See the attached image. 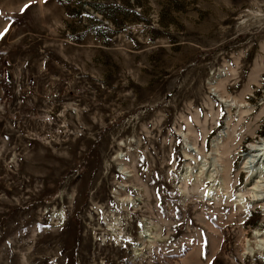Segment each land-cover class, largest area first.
I'll return each mask as SVG.
<instances>
[{
  "label": "rangeland",
  "instance_id": "obj_1",
  "mask_svg": "<svg viewBox=\"0 0 264 264\" xmlns=\"http://www.w3.org/2000/svg\"><path fill=\"white\" fill-rule=\"evenodd\" d=\"M263 137L264 0H0V264H264Z\"/></svg>",
  "mask_w": 264,
  "mask_h": 264
},
{
  "label": "bare ground",
  "instance_id": "obj_2",
  "mask_svg": "<svg viewBox=\"0 0 264 264\" xmlns=\"http://www.w3.org/2000/svg\"><path fill=\"white\" fill-rule=\"evenodd\" d=\"M250 167L251 170L248 175L249 182H247V185H252V186L255 185L254 187H257L258 185L256 183L260 181L262 178H264V137L261 139V141H258L255 144L254 143L249 144L248 146V152L245 156L244 168L249 169ZM185 174H186V168L184 169V173L182 175L184 178L186 176ZM211 177L212 175H209L207 178H211ZM254 177L257 181L252 179ZM147 231L148 229L146 230V232ZM254 237L261 238L264 236L261 235L259 231L254 230ZM147 238H149V236ZM258 242H262V241L259 239Z\"/></svg>",
  "mask_w": 264,
  "mask_h": 264
},
{
  "label": "snow or ice",
  "instance_id": "obj_3",
  "mask_svg": "<svg viewBox=\"0 0 264 264\" xmlns=\"http://www.w3.org/2000/svg\"><path fill=\"white\" fill-rule=\"evenodd\" d=\"M27 7V6H26ZM5 31H7V29H5Z\"/></svg>",
  "mask_w": 264,
  "mask_h": 264
}]
</instances>
